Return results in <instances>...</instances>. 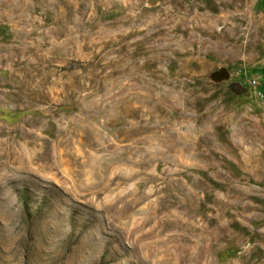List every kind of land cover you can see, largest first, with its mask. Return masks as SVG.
<instances>
[{"label":"rangeland","instance_id":"obj_1","mask_svg":"<svg viewBox=\"0 0 264 264\" xmlns=\"http://www.w3.org/2000/svg\"><path fill=\"white\" fill-rule=\"evenodd\" d=\"M263 170L264 0H0V264H264Z\"/></svg>","mask_w":264,"mask_h":264},{"label":"crops","instance_id":"obj_2","mask_svg":"<svg viewBox=\"0 0 264 264\" xmlns=\"http://www.w3.org/2000/svg\"><path fill=\"white\" fill-rule=\"evenodd\" d=\"M234 171H236V170H234ZM261 172L264 174V170L261 171ZM261 185H263V186H260V190H263L264 191V184H261ZM259 206H260V208H262V210H264V199H263V201H260ZM242 215L245 218L246 215L244 214V212L242 213ZM242 215L239 216L237 219H235V221H234L235 223L234 222H231V227L235 228V230H233V232L231 233V235H233L234 241H236V239L239 238V235L240 234H243V235L245 234L244 233V229H243L245 227V225H242V220L244 219L242 217ZM263 220H264V213H263ZM245 222H246V220H244V224H245ZM235 224H237V225H235ZM249 224H250L251 228L253 230H255L254 229L255 227H252L254 225V223H252V221H250ZM261 227L263 228V231H264V223L261 224ZM252 229L251 230H248V232H252Z\"/></svg>","mask_w":264,"mask_h":264},{"label":"built area","instance_id":"obj_3","mask_svg":"<svg viewBox=\"0 0 264 264\" xmlns=\"http://www.w3.org/2000/svg\"><path fill=\"white\" fill-rule=\"evenodd\" d=\"M253 86L254 87H256L257 86V82L255 81V82H253Z\"/></svg>","mask_w":264,"mask_h":264},{"label":"water","instance_id":"obj_4","mask_svg":"<svg viewBox=\"0 0 264 264\" xmlns=\"http://www.w3.org/2000/svg\"><path fill=\"white\" fill-rule=\"evenodd\" d=\"M239 89H240V91H241V92H246V90H245V89H241L240 87H239ZM243 90H244V91H243Z\"/></svg>","mask_w":264,"mask_h":264}]
</instances>
